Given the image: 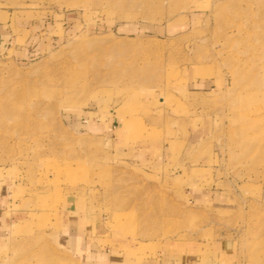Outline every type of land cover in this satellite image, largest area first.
Wrapping results in <instances>:
<instances>
[{"label":"rangeland","instance_id":"obj_1","mask_svg":"<svg viewBox=\"0 0 264 264\" xmlns=\"http://www.w3.org/2000/svg\"><path fill=\"white\" fill-rule=\"evenodd\" d=\"M0 264H264V0H0Z\"/></svg>","mask_w":264,"mask_h":264},{"label":"crops","instance_id":"obj_2","mask_svg":"<svg viewBox=\"0 0 264 264\" xmlns=\"http://www.w3.org/2000/svg\"><path fill=\"white\" fill-rule=\"evenodd\" d=\"M5 227L6 224L3 221H0V230H4L3 228ZM63 244L72 251L73 255L81 261V264H90L89 258L91 257V253H89L84 244L82 245V242L78 237H70L69 235H66Z\"/></svg>","mask_w":264,"mask_h":264}]
</instances>
